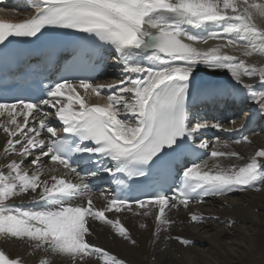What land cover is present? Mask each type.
I'll return each instance as SVG.
<instances>
[{"label":"snow or ice","instance_id":"obj_1","mask_svg":"<svg viewBox=\"0 0 264 264\" xmlns=\"http://www.w3.org/2000/svg\"><path fill=\"white\" fill-rule=\"evenodd\" d=\"M243 3L247 7L241 8L237 0H33V17L20 23L0 21V45L13 36L38 37L47 28L72 29L103 42L100 47L110 46L118 54L123 71L129 74L127 80L119 81L118 91L107 95L103 105L87 103L85 97L89 92L100 96L106 87L92 83L90 77L78 82L61 77L48 86L47 98L0 102V116L6 115L8 124L14 126L0 125L9 137L4 151L22 158L8 163L7 173L0 171V234L27 238L37 248L46 247L70 257L73 264L89 255L100 256L103 264H125L86 239L91 234L90 218L110 225L120 237L135 244L120 220L109 219L106 212L133 211V204L139 209L157 208L154 235H158L160 226L173 223L166 215L169 206L187 208L193 200L202 203L205 196L224 195L242 188L259 191L258 185L264 184V163L259 159L264 158V149L256 151L250 162L239 167L215 164L208 168L205 160L191 162L182 171V179L172 196L158 192L147 200L133 201L113 197L106 207L98 209L85 176L77 171L72 160L76 154L80 159L102 157L112 162V166L101 163L98 170L133 177L145 176L146 172L183 155L190 148L188 138L207 127L203 123L191 127L186 108L190 90L195 87V72L201 64L225 70L236 85H243L246 98L259 104V111L264 113V67L246 65L244 60L222 54L219 47L201 51L194 46L196 42L236 34V39H227L223 47L236 46L237 40H243L245 56L264 55V29L253 22L254 13L264 16V4H248V0ZM186 25L195 28L220 25L223 33L212 31L199 36ZM242 76H258L261 88L244 84ZM107 87L117 88V85ZM201 87L214 97L230 96L235 90V85L227 89L211 81ZM41 106L55 110L51 114L62 124V133L66 135L57 132L48 120L50 113ZM18 117H22V123ZM213 127L219 130L222 126L217 123ZM42 133L47 134V139L41 138ZM242 141L248 142V137H242ZM199 147L208 145L202 142ZM36 149L39 155L34 152ZM210 155L212 158L239 156L215 148ZM30 156H34L31 164L37 166L31 175L22 168L23 158ZM43 157L75 174L79 182L55 174L42 180ZM48 171L55 173L57 169ZM29 192L36 194L34 200L44 202L41 210H22L8 203L13 197ZM85 196L86 204L77 203ZM139 214L148 216L150 212ZM190 220L199 223L202 217L193 213ZM175 239L183 245L191 243L182 237ZM0 264L21 262L0 251Z\"/></svg>","mask_w":264,"mask_h":264},{"label":"bare ground","instance_id":"obj_2","mask_svg":"<svg viewBox=\"0 0 264 264\" xmlns=\"http://www.w3.org/2000/svg\"><path fill=\"white\" fill-rule=\"evenodd\" d=\"M17 2L19 3V7H21L20 5L24 6L23 9H17V7L15 6L11 7V5H6L5 7L0 8V18L21 20L33 15V13L35 12L33 0H17ZM237 2L239 3L241 8L247 7V5L243 3V0H237ZM254 2L264 4V0H248V4H252ZM253 22L257 27L264 29V16L254 13ZM190 32H193V29H191ZM221 42L222 40L220 41L219 39H216V41L211 44L208 43L207 40V42H205L207 44H205L204 42H196L194 43V46L201 51H208L210 49L219 47L222 54L232 55L237 57L238 60H244L246 65H255L258 68L264 67V55L253 53V55L251 56H245V44H242V46L239 45V48L238 43L236 44V46L223 47ZM112 56V63H116V68L117 66L120 68H117V70L125 76V78H123L122 80H127L129 74L121 70L122 64L118 61V54L114 53L112 54ZM248 62H251V64H249ZM145 64H147V62H145ZM198 68L199 70L196 71L194 75L193 81L195 83H199V80L196 78L198 77L196 73L200 72L201 68L200 66H198ZM113 72L115 71L110 70L108 73ZM220 73H222V75H230L223 69H220ZM204 77L205 79H208L209 75L204 73ZM116 79L117 80H114V82L117 81L118 83V78ZM242 80L244 84L252 85L253 88L258 89L257 87L259 84L255 85L253 81H247L245 78H243ZM79 91L82 95H84V91L82 89H79ZM244 92L246 98L247 92ZM85 98L88 104H105L107 102L106 97H103L101 95L97 96L91 92H89ZM246 101L248 106L256 104L250 98H246ZM221 103L222 105L220 106L226 104L227 108L231 107L230 103L222 101L220 102V104ZM216 109H219V105H217ZM8 119L9 118L6 115L0 116V125L14 127L13 125L8 124ZM17 119L22 123L21 118L18 117ZM29 119L30 121L32 120V118ZM201 123L206 124L207 127L205 128L208 129V126L213 124V119L208 118L207 121ZM41 136H43V134H41ZM232 136L233 135H230L228 133V130L224 127L219 133L218 140L210 142L207 139H202V141L207 143L208 147L210 146L209 148L213 150L215 148L220 151L236 152L239 154L238 157L226 156L211 158V161L208 163V168H212L215 164H219L224 168H228L232 165H235L237 167L243 166L250 162L251 157L254 156L256 151L264 149L263 146L260 145L261 143L258 137L251 138L249 146L240 147L238 143H232L230 141V139L233 138ZM8 138L9 137L7 133H5L2 130V127H0V171H4L5 173H7L8 171L6 165L11 162L9 158L10 154L12 155L11 157H14L17 162L22 159L20 156L17 157L15 155L16 153H5L4 149L7 144ZM16 147L17 149H19V145H17ZM34 152L36 153V155H39V149L34 150ZM29 158L34 159V156L23 158L24 162ZM259 159L261 163H264V160L262 158ZM41 166L43 168V175L41 176L42 180L50 179V176L53 174L65 177V172L59 169V165H54L52 161L50 163L46 162L45 157H43L41 160ZM53 167H55L57 171L55 173L49 172L48 169ZM22 168L27 170L29 173L35 169L31 168L29 165L27 166L26 162L22 164ZM37 191H39V189ZM35 195L36 194L30 192L18 195L13 197L10 201H8V203L22 210H41L43 208V201L34 200L33 197ZM94 195L95 196L92 198V200L96 208L99 209L107 206L108 203L104 199H102L101 196H97L96 194ZM254 197L247 196L239 203H235L234 200H229L230 202H228L231 204H229L228 207H225L222 211L216 213V216L219 217H215L213 220L205 219V221L201 225H198L200 229L202 227L205 228V226H208L206 228H214V232L210 233V236L207 240L201 238L200 234L191 231L188 222L191 221L190 215L193 213L199 216H211V213L206 212L203 209L204 207H188L187 209H185L180 205H177V207L175 208L169 206V208L166 209V215L173 223L166 227L160 226L161 231L158 235H154L157 228V223L155 221V214L158 211L157 208H135L129 213H126L124 211L117 213L114 210L111 212H106L105 215L108 218L114 220L119 219L120 222L124 224V226L128 230V234L132 236L131 239L136 241L135 244H132L130 240H125L123 237L117 235L116 231L110 225L97 220H92L91 218L88 221L91 234L88 235L86 239H88L93 245L109 251L111 255L116 256L118 259L125 260V262H129L130 264H235L234 262L232 263V260H240L241 258H239V255H242V253L245 252L239 249L241 246L245 249V247H247L249 244L252 245L256 241L259 246L262 247L263 245L264 247V226H262V222L258 223L260 219L257 221V219L255 218L256 213H254V210L257 208L264 211V197L262 195L260 198ZM77 203L84 204V200H78ZM243 203H246V205H243ZM229 207L233 208L229 209ZM205 209L213 210L214 207L212 205L211 209ZM145 210H148L150 212L148 216L139 214ZM236 219H239L243 222L248 221L256 227L259 226L256 230L254 241L253 239L250 240L248 236H239L237 237L238 239L233 240L228 244L220 241L221 235L225 233L222 225L226 222H231ZM141 224L145 225V227L142 228ZM175 237H182L189 240L191 243L188 245H183L177 239H175ZM194 243L197 245L195 246ZM0 251H3L10 259L19 260L21 264H42V262H46V264H71L72 261L70 257L54 253L46 247L37 248L35 246V242L30 241L27 238L21 239L11 236H4L2 234H0ZM85 262L86 264H97L88 256L84 259V261H78V264H85Z\"/></svg>","mask_w":264,"mask_h":264},{"label":"rangeland","instance_id":"obj_3","mask_svg":"<svg viewBox=\"0 0 264 264\" xmlns=\"http://www.w3.org/2000/svg\"><path fill=\"white\" fill-rule=\"evenodd\" d=\"M240 46H242V45H240ZM239 45H238V48L240 47ZM235 50H237V49H235ZM249 64H251V62H248ZM199 69V68H198ZM205 71V73L206 74H208L209 76L212 74H219V75H222V73H220V70H215V69H210V68H203ZM207 69V70H206ZM202 70V69H201ZM112 71V70H111ZM208 72V73H207ZM245 77H247V76H244V77H241L242 79L243 78H245ZM202 78H204L205 79V77H202ZM209 78V77H208ZM257 79H259V77L257 76ZM114 80H117V79H112V81L114 82ZM247 81H249L248 79H246ZM258 136H255V138H257ZM250 140H248V143H250V141H251V138H249ZM258 139H260L261 140V138L260 137H258ZM230 141L232 142V143H236V142H234V140H233V138H231L230 139ZM210 142H214V141H212V140H210ZM260 145H264L263 144V142L262 141H260ZM238 145L240 146V147H246V146H244L243 145V143L242 142H240V143H238ZM249 146V145H248ZM17 157L19 156V155H17V154H15ZM12 155L10 154L9 155V158H10V160L11 161H13V160H15V158L14 157H11ZM31 160H32V158H29V159H27V161H25L26 162V164H27V166L29 165L31 168H35L36 166L35 165H32L31 164ZM16 161V160H15ZM24 162V163H25ZM31 173L32 172H30L29 174L31 175ZM263 193V194H262ZM261 195L264 197V189H262V191H260L259 193L258 192H255V193H247V194H242V195H240L239 197H235V198H232V200H234V202L235 203H239V202H241L244 198H246L247 196H251V197H254V198H260L261 197ZM229 201V200H228ZM230 202V201H229ZM228 202V203H229ZM231 204V203H230ZM243 205H246V203H243ZM231 208H233V207H229V209H231ZM208 209H211V208H208ZM201 210V209H200ZM254 213H256V219H257V221H258V223H260V222H262V226H264V211L263 210H261V209H259V208H257V209H255L254 210ZM259 215V216H258ZM232 223H229V222H226V224H223L222 225V227H223V229L225 230V233H223L222 235H221V240L220 241H222L223 243H230L231 241H233V240H236V239H238L237 237H247L248 236V238L250 239V240H252L253 239V241H254V238H255V236H256V230L258 229V227L259 226H255V225H253V224H251V223H249L248 221H241V220H239V219H236V220H234V221H231ZM246 222V223H245ZM227 223H229V224H227ZM206 227H208V226H205V228H201L200 229V227H198V226H196V225H190V229H191V231H193V232H195V233H198V234H200L201 235V238H204L205 240H207L208 238H209V236H210V233H213L214 232V228L212 229V228H206ZM210 227V226H209ZM253 229H252V228ZM197 230H196V229ZM256 228V229H255ZM252 231V232H251ZM254 231V232H253ZM248 234H250V235H248ZM251 237V238H250ZM195 246L197 245V244H194ZM258 245V246H257ZM256 246V247H255ZM240 250H242V251H245L244 253H242V255H244V256H242V255H239V258H241L240 260H232V263L234 262L235 264H241V263H243V264H264V247H263V245H262V247L261 246H259V244H257L256 243V241L252 244V245H248L247 247H245V249L241 246L240 248H239ZM248 250V251H247ZM247 251V252H246ZM249 253V254H248ZM246 255V256H245ZM241 256V257H240ZM85 258H87V257H85ZM84 258V259H85ZM71 264H73V261H71Z\"/></svg>","mask_w":264,"mask_h":264},{"label":"water","instance_id":"obj_4","mask_svg":"<svg viewBox=\"0 0 264 264\" xmlns=\"http://www.w3.org/2000/svg\"><path fill=\"white\" fill-rule=\"evenodd\" d=\"M223 79H228V80H229V79H230V77H229V76H227V75H225Z\"/></svg>","mask_w":264,"mask_h":264}]
</instances>
